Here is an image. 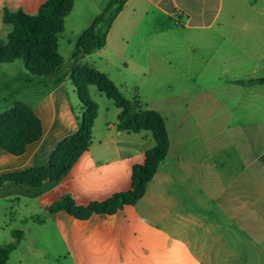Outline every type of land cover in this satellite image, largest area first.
Instances as JSON below:
<instances>
[{
  "label": "crops",
  "instance_id": "obj_1",
  "mask_svg": "<svg viewBox=\"0 0 264 264\" xmlns=\"http://www.w3.org/2000/svg\"><path fill=\"white\" fill-rule=\"evenodd\" d=\"M47 1L0 0V39L11 31L4 10L36 15ZM132 2L111 24L103 47L81 60L93 54L104 64L111 63L108 55L121 60L120 83L98 71L142 103L136 80L153 73L146 52L152 8L162 18L153 23L173 21V29L207 43L208 58L218 64L212 69L221 66L223 95L213 84L202 103L206 110L184 111V102H196L179 96L182 85L167 96L173 85L162 83L166 99L146 107L164 119L169 149L143 197L112 215L51 212L65 197L86 208L128 192L133 166L155 146L148 131L118 130L111 100L113 107H101L90 99L97 107L91 144L60 181L0 186V248L15 245L5 264H264V84L257 83L264 79V0ZM110 36L118 50L102 52ZM16 61L0 64V113L25 104L41 136L19 156L0 149V176L45 166L58 143L77 132L83 112L68 77L18 92L31 76Z\"/></svg>",
  "mask_w": 264,
  "mask_h": 264
},
{
  "label": "trees",
  "instance_id": "obj_2",
  "mask_svg": "<svg viewBox=\"0 0 264 264\" xmlns=\"http://www.w3.org/2000/svg\"><path fill=\"white\" fill-rule=\"evenodd\" d=\"M74 0H48L36 15L22 11L4 10L3 24L11 29L0 39V64L22 60L31 79L23 83L18 92L49 81L58 84L70 78L83 112L78 119L77 132L62 139L49 156L45 166L0 176L4 183L28 185L33 188L42 183L58 182L71 169L77 159L91 144V130L97 107L88 96L87 88L94 86L111 100L119 110L117 128L120 131L151 133L155 146L146 152L142 165L133 166L131 189L117 193L102 203H91L86 208L75 207L68 198H62L51 209L65 211L75 217L89 214L112 215L124 206H133L139 201L147 184L155 175L159 164L169 149L165 121L156 111L147 109L137 98L126 99L109 78L80 60L105 44L111 24L128 0H108L102 11L80 35L74 53L64 64L58 55V38L63 33V21L71 13ZM257 83L264 84V79ZM46 86V84H44ZM41 125L25 104L17 102L9 110L0 113V149L12 156L24 153L25 148L39 140ZM15 245L0 248V264H5Z\"/></svg>",
  "mask_w": 264,
  "mask_h": 264
},
{
  "label": "rangeland",
  "instance_id": "obj_3",
  "mask_svg": "<svg viewBox=\"0 0 264 264\" xmlns=\"http://www.w3.org/2000/svg\"><path fill=\"white\" fill-rule=\"evenodd\" d=\"M108 0H74L71 13L63 21V33L58 38V55L62 62L66 64L74 53L76 43L82 34V32L92 23V21L99 15L100 11L107 4ZM129 5H143L141 0H133ZM129 8L126 10V17H128ZM148 18L151 20L147 24V63L151 71L153 72L150 77L143 78L141 84L138 83L139 96L142 99V103L145 105L158 104L162 100L166 99V90L162 89V83H171L173 85V91L167 96H175V87L183 86L178 92L179 96L185 100H191L193 102L189 105L184 102L185 110H206L207 108L202 105L203 101H206L209 88L214 84L217 87H221L217 90L220 95H223L222 74L218 73L219 68L212 69L218 64L212 63V60L207 56V43L197 41L199 40L193 32L182 31L181 29L175 30L174 22L170 23L162 20L160 24L153 23V20L162 19L154 9L148 10ZM124 16H122L123 18ZM116 24L114 31L120 27ZM163 23V24H162ZM113 34V32H112ZM111 34V36H112ZM109 38L107 47L102 49V52L118 50ZM192 37L196 38V41L192 40ZM143 44V48H144ZM100 49L95 50L94 52ZM93 52V53H94ZM105 56V55H104ZM110 64H104V59L98 54H93L90 58L80 60V64L93 67L95 70L101 69L102 72H108L113 80L120 83L122 78L119 75L117 69L121 73H124V67L122 61L116 57H111ZM219 59H217L218 61ZM15 65H20L24 70V63L22 60H17ZM99 72V71H98ZM101 73V72H100ZM103 74V73H102ZM127 77H129L127 75ZM131 78V77H129ZM152 79V80H151ZM153 83V84H152ZM149 84V85H148ZM161 86V87H153ZM91 93L89 98L95 102H98L101 107L103 103H108L113 107L111 101L105 98L95 87H90ZM124 97L129 100L135 95L134 91L131 93H124ZM77 99V96H75ZM199 101V104L198 102ZM79 109L80 104H78ZM80 118V115H79Z\"/></svg>",
  "mask_w": 264,
  "mask_h": 264
}]
</instances>
